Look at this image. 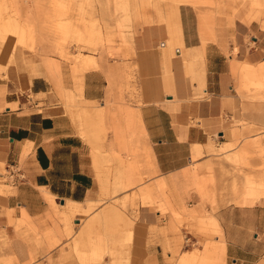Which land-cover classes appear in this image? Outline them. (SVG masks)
Instances as JSON below:
<instances>
[{"label": "rangeland", "instance_id": "obj_1", "mask_svg": "<svg viewBox=\"0 0 264 264\" xmlns=\"http://www.w3.org/2000/svg\"><path fill=\"white\" fill-rule=\"evenodd\" d=\"M180 12L188 15L202 46L222 37L231 44L228 55L235 64L241 105L240 118L233 115L227 123V142L221 143L217 136L209 140L200 155L192 157L188 167L177 174V183L171 184L157 179L132 119L127 142L131 147L115 139L113 121L125 127V120L119 117L134 111L130 106L136 103L130 101L137 95L135 77L128 78L133 82L127 89L128 99L120 88V103L102 108L99 103L81 101L80 83L84 71L100 67L101 61L128 57L133 36L144 26H163L169 36L164 58L174 56V47L183 48ZM251 21L264 30V0H0V82L6 84L0 88V97L14 90L13 83L25 102L23 111L59 106L101 162L100 174L108 190L101 196V204L106 202L118 210L116 224L122 230L120 219L128 224L110 239L104 234L112 228L108 220L93 221L99 211H91L88 217L79 215L81 224L77 226L76 216L67 219L52 209L31 219L22 213L16 217L13 210L6 209L10 230L0 228V264H129L130 226L133 222V235L140 205L155 215L158 224L170 225L179 233L182 250L190 242L186 234L196 237L194 248L202 250L188 264H213L210 250L221 238L212 223L215 212L245 207L242 197L245 204L264 198V61L241 60L238 45L240 27ZM244 42L247 47L252 45L250 36ZM196 56H200L197 48L184 53L188 62ZM43 63L49 74L60 73L58 84L42 69ZM39 68L38 76L50 81V91L22 93V82L30 81ZM64 74L69 75L71 85L63 84ZM5 105L0 106L1 111ZM28 151L21 155L18 166L0 161V194L15 191L23 178L21 168ZM255 205L263 207L264 202ZM55 207L60 208L59 203Z\"/></svg>", "mask_w": 264, "mask_h": 264}, {"label": "crops", "instance_id": "obj_2", "mask_svg": "<svg viewBox=\"0 0 264 264\" xmlns=\"http://www.w3.org/2000/svg\"><path fill=\"white\" fill-rule=\"evenodd\" d=\"M180 22L183 48L179 44L174 47V56H168V60L164 58V48L169 36L164 27L144 26L133 36V50L128 57L101 61L100 67L84 71L80 83L81 101L96 102L102 108L117 102L120 88L128 99L127 89L133 85L128 78L135 77L137 95L135 101H130L136 103L130 106L134 111L119 117L125 120V127L113 121L115 139L131 147L127 142L132 119L146 144L157 179L171 184L177 183V174L188 167L192 157L200 155L209 140L217 136L221 143L227 142V123L233 115L240 118L241 105L235 88V64L228 55L229 41L222 37L219 42L209 41L202 46L187 14L180 12ZM253 24L254 21L243 24L238 35L241 60L246 58L249 63L264 61V30ZM246 36L252 40L249 47L244 42ZM191 48L199 49L200 56L188 62L184 53ZM42 69L59 83L60 73L49 74L44 63ZM42 69H35L31 80L22 82V93L39 95L50 91V81L38 76ZM70 80L68 74L62 76L64 85H71ZM4 85L0 82V88ZM12 86L13 91L0 97V106L6 104L4 111L0 110V161L18 166L21 155L29 151L21 168L23 178L17 181L15 191L0 194V228L10 230L6 209L13 210L16 217L22 213L29 219L40 218L52 209L67 219L76 216L77 226L81 224L79 215L88 217L91 211H99L94 213L93 221L108 220L112 228L104 234L115 239L128 224L120 219L124 223L122 230L116 224L118 210L106 202L101 204V196L108 190L97 154H92L91 146L59 106L46 105L38 111L25 112L21 92L15 84ZM243 199L245 207H225L212 218L221 234L210 250L213 264H264V206L255 205L263 203L264 198L252 204H245ZM137 211L139 219L133 226V235V222L130 226L126 253L129 264H174L173 260L180 256L176 264H188L199 258L202 248H194V235L186 234L190 242L182 250L175 229L158 224L147 207L140 205Z\"/></svg>", "mask_w": 264, "mask_h": 264}, {"label": "bare ground", "instance_id": "obj_3", "mask_svg": "<svg viewBox=\"0 0 264 264\" xmlns=\"http://www.w3.org/2000/svg\"><path fill=\"white\" fill-rule=\"evenodd\" d=\"M18 42H19V41H18ZM23 42H24V44H25V41H22V43H23ZM26 44H27V43H26ZM26 44H25V45H26ZM28 45H29V44H28Z\"/></svg>", "mask_w": 264, "mask_h": 264}, {"label": "built area", "instance_id": "obj_4", "mask_svg": "<svg viewBox=\"0 0 264 264\" xmlns=\"http://www.w3.org/2000/svg\"><path fill=\"white\" fill-rule=\"evenodd\" d=\"M11 176H13V173H11ZM17 178V177H16Z\"/></svg>", "mask_w": 264, "mask_h": 264}]
</instances>
